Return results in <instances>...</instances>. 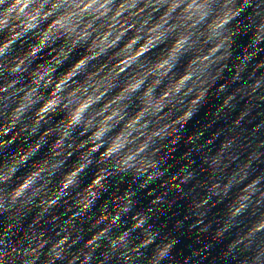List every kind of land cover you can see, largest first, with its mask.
<instances>
[{"label": "clouds", "instance_id": "1", "mask_svg": "<svg viewBox=\"0 0 264 264\" xmlns=\"http://www.w3.org/2000/svg\"><path fill=\"white\" fill-rule=\"evenodd\" d=\"M0 264H264V0H0Z\"/></svg>", "mask_w": 264, "mask_h": 264}]
</instances>
